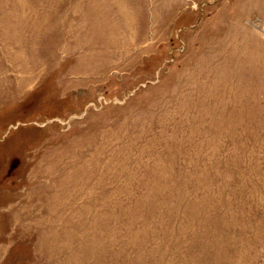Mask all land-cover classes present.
<instances>
[{
  "label": "rangeland",
  "instance_id": "1",
  "mask_svg": "<svg viewBox=\"0 0 264 264\" xmlns=\"http://www.w3.org/2000/svg\"><path fill=\"white\" fill-rule=\"evenodd\" d=\"M0 264H264V0H0Z\"/></svg>",
  "mask_w": 264,
  "mask_h": 264
}]
</instances>
